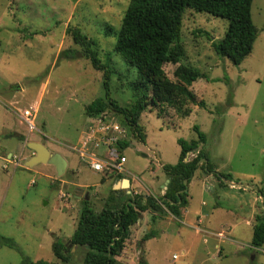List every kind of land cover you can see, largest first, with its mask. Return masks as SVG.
<instances>
[{
	"label": "rangeland",
	"instance_id": "374dc122",
	"mask_svg": "<svg viewBox=\"0 0 264 264\" xmlns=\"http://www.w3.org/2000/svg\"><path fill=\"white\" fill-rule=\"evenodd\" d=\"M128 1L0 0V237L12 238L32 260L81 264L85 246L67 245L69 258L64 263L54 256L51 244L56 239L66 243L72 235L82 200L100 210L114 190L112 185L127 178L123 175L135 174L156 188V178L164 173L160 163L177 161V139L197 138L193 125L205 133L199 149L217 171L264 192V0H251L257 36L251 52L239 64L217 55L206 36L222 37L227 20L185 8L181 62L203 73L204 77L187 85L195 100L203 104L185 103L189 96L181 91L167 102L183 100L181 106L164 102L160 108L148 103L139 118L145 142L131 138L123 150V169L128 168L129 173L94 171L70 149L88 124L85 105L104 97L105 90L102 72L87 58H65L58 53L67 48L81 51L70 31L77 27L91 39L99 59L111 67L109 98L120 106L128 105L136 96L130 83L137 71L113 48ZM175 67L172 63L163 66L172 81H178L173 75ZM29 107L34 114L33 129L22 119L23 110ZM102 114L122 120L110 109ZM12 133L23 137L19 143ZM28 141H42L51 153L65 158L67 165L61 175L44 162L26 166L35 153L27 147ZM9 151L13 154L7 156ZM214 183V191L205 192L203 198L194 192L187 218L206 214L203 220L207 219L209 227L223 231L216 235L218 245L214 246L213 236L196 233L176 219L157 226L152 222L141 229L134 224L115 256L116 264H139V257L146 264H264V243L259 249L249 248L252 227L241 220L243 216L235 218L224 210L210 209L212 203L217 204L215 208L234 209L240 199L245 205L238 211L242 214L255 196L259 213L258 193L246 186L226 188L216 178ZM118 190L124 192L125 188ZM201 200L204 203L199 206ZM244 219L249 220L248 215ZM147 222H151L150 217ZM149 229H154L155 235L142 241ZM20 258L15 249L0 245V264H19Z\"/></svg>",
	"mask_w": 264,
	"mask_h": 264
},
{
	"label": "trees",
	"instance_id": "16d2710c",
	"mask_svg": "<svg viewBox=\"0 0 264 264\" xmlns=\"http://www.w3.org/2000/svg\"><path fill=\"white\" fill-rule=\"evenodd\" d=\"M250 6L251 0H129L113 46L114 51L137 71L135 80L130 83L136 96L126 106H120L109 98L111 67L99 59L97 51L92 48L91 39L82 34L77 27L71 28L70 31L74 43L81 47V51L67 48L58 54L65 58L83 56L90 61L93 68L102 72L105 95L85 105L86 116L107 117L102 112L110 109L121 116L122 120L119 122L127 126L131 138L136 137L138 141L144 142L145 132L139 124V118L148 103L157 104L160 108L164 102L178 106L184 101L203 104L196 101L194 94L187 88V85L197 78L204 77L203 73L181 62L185 53L180 42L181 16L185 8L207 12L227 20L222 37L213 39L207 33L206 36L217 55L227 57L233 64H239L251 52L257 36ZM166 63L176 64L173 75L178 81H172L166 75L163 69ZM177 91L187 93L189 98L167 103ZM193 129L197 138L190 141L178 138L180 150L177 161L173 164H163L161 167L169 178L162 195L154 197L150 194L125 193L114 189L100 210H95L88 200L83 199L72 235L66 243L57 239L52 242L54 256L65 263L69 258L67 245H78L86 247L81 264H116L115 256L120 254L125 240L129 238L130 227L139 220L142 212H151V223L157 217L166 214V211L180 218V208L187 203V190L183 180L186 179L188 182L197 168L202 169L204 173H212L223 185L225 184L221 176L232 180L230 174L217 171L206 153L197 149L200 143L205 142L206 135L197 125H193ZM10 135L19 140L23 138L14 133ZM131 138L118 141V150H124ZM195 150L196 155L185 160L187 153ZM202 157L207 159L206 166L204 163L197 164ZM259 191L264 197V192L260 189ZM262 203L264 206V199ZM261 208V212L254 216L250 239L252 250L264 243V207ZM154 235V229H149L142 236V240L145 241ZM0 245L19 252L21 256L19 264H57L44 259H30L10 237L1 236ZM139 264H146L145 259L139 257Z\"/></svg>",
	"mask_w": 264,
	"mask_h": 264
},
{
	"label": "crops",
	"instance_id": "0c3cea01",
	"mask_svg": "<svg viewBox=\"0 0 264 264\" xmlns=\"http://www.w3.org/2000/svg\"><path fill=\"white\" fill-rule=\"evenodd\" d=\"M145 138H146V134H145ZM17 142L19 143L18 139H17ZM144 142H145V140H144ZM201 144H203V143H201ZM199 147H200V144L198 145L197 149H199ZM188 153H187V156H188ZM10 154H13V153L9 151L7 153V156H9ZM189 155H192V153L190 152ZM185 159L189 160V158H185ZM66 163H67V161H66ZM163 164H166V163H160V167H162ZM124 171L126 173H129L128 168L123 169V172ZM162 174L163 175L161 178H156V180H155L156 188H154L150 185H146L135 174H132L130 177L127 175L121 174V175L127 177L126 179H128V181H129V185L124 187L125 188L124 192L125 193H130V192L139 193L142 195H149L150 194L154 197H158L164 193L166 185L169 181V178L166 176V174L165 173H162ZM231 181H234V180L232 179ZM214 182H215V177L212 173L207 174V173H204L203 171H201L200 168H197L194 171L191 179L186 184L187 203L183 207L180 208V213H181L180 218H176L175 216H173L171 213H169L165 209L166 214L157 217L153 222L154 225L157 226V225L161 224V222H163L164 220L170 221V219H176L181 224L188 225V226L194 228L196 233H199L202 231L203 233L208 234L209 236H213L215 239L214 246L218 245L219 239L216 235H217V233L219 234V233H222L223 231L222 230L215 231L211 227H209V224L207 222H205V221H207V219L203 220V217H208L206 214H205V216H202L199 213V214H195V217L192 219L187 218V216L189 215V212L187 211V209L191 205V200H193L194 197H196V196H194V192H195V195L197 194V196H200V198H203V197H205V192L214 191V189H215V183ZM225 185H226V188H229V189L237 188V187H234L233 185H228V184H225ZM113 186H115V184L112 185V187ZM241 188L245 189L246 187L241 186ZM257 188H259V187L257 186ZM257 196H259V195H257ZM256 200H257V197H255V196L253 198H251V200H249V204L247 205L248 209H246V211H245L247 213L244 212L242 214L238 213V211H240V210L243 211L245 209L244 208L245 205H244L243 201L240 199L237 200V203H236L234 209L233 208L227 209V208H222V207H216L215 208V206H217V204H215V206H214L213 203L211 204L210 209L211 210H218V209L224 210L226 214H229L230 216L235 217V218H238V217L241 218V216H243V218L241 220H244L245 224L251 225V227H252L253 221H254V216H255V214H257V207L258 206L256 204ZM239 201H241V202H239ZM199 203H200L199 206L203 205L204 201L201 200ZM150 213H151L150 211H144L141 213L139 220L135 223V225H138L139 229H141L142 226L145 228H148L150 226V224H152L151 222H149V223L147 222L148 218L150 217ZM210 213H213V211H210ZM244 214L248 215L249 220L244 219V216H245ZM250 218L253 219V221H251ZM132 227H133V225L131 226V228ZM225 237H226V240H229L228 236L225 235ZM203 239H206V236L203 237ZM248 246H249V248L251 247L250 243ZM255 249H259V248H255Z\"/></svg>",
	"mask_w": 264,
	"mask_h": 264
},
{
	"label": "built area",
	"instance_id": "2783aa9c",
	"mask_svg": "<svg viewBox=\"0 0 264 264\" xmlns=\"http://www.w3.org/2000/svg\"><path fill=\"white\" fill-rule=\"evenodd\" d=\"M33 117L30 107L23 110L22 119L30 129L34 128ZM129 138L131 137L126 125L113 118L96 116L89 118L86 128L80 134L79 142L70 148L90 169L98 172L109 169L120 173L123 171L125 157L123 150H118L117 142Z\"/></svg>",
	"mask_w": 264,
	"mask_h": 264
},
{
	"label": "water",
	"instance_id": "95a60500",
	"mask_svg": "<svg viewBox=\"0 0 264 264\" xmlns=\"http://www.w3.org/2000/svg\"><path fill=\"white\" fill-rule=\"evenodd\" d=\"M27 147L32 149L35 153L33 156H31L26 162V166L27 165H32V164H36V163H47V164H51L54 166L56 174L59 176L61 175V173L65 170L66 167V160L65 158L58 152H53L51 153L49 151V149L45 146L44 142H36V141H28L27 143ZM200 163H204V165H207V159L202 157L199 159V161L197 162V164ZM221 180L228 185H237V186H246L250 189H254V191H256L260 197V201H261V206H263V195L261 194V192L258 190V188L252 184L246 183V182H238V181H231L228 180L226 178H224L223 176H221ZM183 183L186 185L187 184V180L184 179ZM129 185V181L126 178H123L122 180H120L119 182H117L114 186V189H118V188H124L126 186ZM160 202V201H159Z\"/></svg>",
	"mask_w": 264,
	"mask_h": 264
}]
</instances>
